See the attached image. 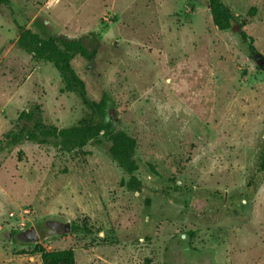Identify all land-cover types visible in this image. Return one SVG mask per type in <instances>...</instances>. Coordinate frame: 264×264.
<instances>
[{
	"label": "rangeland",
	"instance_id": "obj_1",
	"mask_svg": "<svg viewBox=\"0 0 264 264\" xmlns=\"http://www.w3.org/2000/svg\"><path fill=\"white\" fill-rule=\"evenodd\" d=\"M222 1L240 32L218 30L206 0L0 6V140L35 105L58 128L87 116L56 68L19 48L22 29L96 33L86 41L95 60L73 66L90 99L113 97L143 182L136 193L122 186L108 142L0 153V264H43L41 248L73 250L76 264H264V173L247 186L264 148V0ZM67 222L71 233L58 235ZM31 227L38 242L25 235Z\"/></svg>",
	"mask_w": 264,
	"mask_h": 264
},
{
	"label": "trees",
	"instance_id": "obj_2",
	"mask_svg": "<svg viewBox=\"0 0 264 264\" xmlns=\"http://www.w3.org/2000/svg\"><path fill=\"white\" fill-rule=\"evenodd\" d=\"M212 16L213 24L220 31L234 28L236 15L222 0H206ZM1 5H10V0H0ZM255 8L249 11L254 15ZM38 21L35 22L37 25ZM39 28V27H38ZM43 28V27H41ZM40 29V28H39ZM244 43L248 44L251 54L256 53L254 40L245 32H241ZM101 38L96 33H89L80 38H69L65 35H46L33 29H22L17 44L36 62L52 64L59 72L65 90L75 94L87 110V116L78 124L58 128L45 123L42 107L35 105L21 112L15 126L0 140V153L32 143L44 148H51L62 153L81 150L90 144L102 146L110 143L109 155L118 167L128 176L122 186L129 192H140L143 182L138 177L141 165L136 158L137 140L121 126V120L112 115L116 103L109 93H104L99 101L90 99L86 82L73 66L76 58L94 61L98 47H90L87 40ZM264 173V148L261 150L257 174L247 183L254 188L259 174ZM43 264H76L73 250L47 252L39 249Z\"/></svg>",
	"mask_w": 264,
	"mask_h": 264
},
{
	"label": "water",
	"instance_id": "obj_3",
	"mask_svg": "<svg viewBox=\"0 0 264 264\" xmlns=\"http://www.w3.org/2000/svg\"><path fill=\"white\" fill-rule=\"evenodd\" d=\"M233 30L240 32L242 30V28H241V26H234ZM62 227H63V230L62 229H59L57 231V234L58 235L71 233V223L70 222L62 223ZM25 235L31 241L38 242L39 239H40V237H39V235H38L35 227H31L30 229L26 230L25 231Z\"/></svg>",
	"mask_w": 264,
	"mask_h": 264
},
{
	"label": "flooded vegetation",
	"instance_id": "obj_4",
	"mask_svg": "<svg viewBox=\"0 0 264 264\" xmlns=\"http://www.w3.org/2000/svg\"><path fill=\"white\" fill-rule=\"evenodd\" d=\"M57 226L58 227H62V223H57Z\"/></svg>",
	"mask_w": 264,
	"mask_h": 264
}]
</instances>
